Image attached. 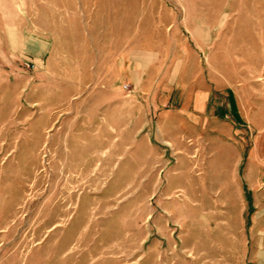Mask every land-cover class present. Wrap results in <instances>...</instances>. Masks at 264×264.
Segmentation results:
<instances>
[{"label": "rangeland", "instance_id": "374dc122", "mask_svg": "<svg viewBox=\"0 0 264 264\" xmlns=\"http://www.w3.org/2000/svg\"><path fill=\"white\" fill-rule=\"evenodd\" d=\"M182 19L210 98L173 137L109 83ZM0 264H264V0H0Z\"/></svg>", "mask_w": 264, "mask_h": 264}, {"label": "crops", "instance_id": "0c3cea01", "mask_svg": "<svg viewBox=\"0 0 264 264\" xmlns=\"http://www.w3.org/2000/svg\"><path fill=\"white\" fill-rule=\"evenodd\" d=\"M188 20L164 25L172 34L177 33V28H182L185 34L176 44L170 43L169 50L155 44L152 48L146 47L142 42L129 46L127 40L124 49L115 56V77L109 83V89L115 95L119 94L125 103L129 98L152 100L150 109L154 117L159 123L173 124L167 128V133L173 137L183 134V130L188 133V122L203 121L210 98V89L201 77L200 66V54L208 47L210 29L206 22L188 23ZM188 38L192 49H188ZM123 85L132 87L134 92L123 90ZM120 109L128 116L129 109L125 104ZM225 156L223 163L229 165L232 155L226 151Z\"/></svg>", "mask_w": 264, "mask_h": 264}, {"label": "built area", "instance_id": "2783aa9c", "mask_svg": "<svg viewBox=\"0 0 264 264\" xmlns=\"http://www.w3.org/2000/svg\"><path fill=\"white\" fill-rule=\"evenodd\" d=\"M25 65V67L27 68V69H31L32 67H33V64H31V62L29 61V62H27L26 64H24Z\"/></svg>", "mask_w": 264, "mask_h": 264}]
</instances>
